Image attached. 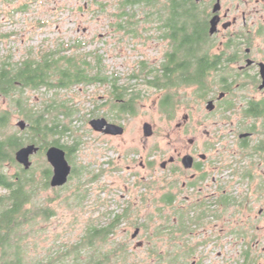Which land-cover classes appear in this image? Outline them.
Segmentation results:
<instances>
[{
  "label": "rangeland",
  "instance_id": "rangeland-1",
  "mask_svg": "<svg viewBox=\"0 0 264 264\" xmlns=\"http://www.w3.org/2000/svg\"><path fill=\"white\" fill-rule=\"evenodd\" d=\"M120 1L0 0V65L3 62L18 64L24 58H39L56 50H62V54L93 52V56L102 57L104 72L118 77L119 85L134 86L132 113L121 112L115 107L114 104L122 103L121 100L126 102L130 96L113 100L110 84H82L59 92L44 88L25 91L36 105L43 99L52 98L70 107L67 111L71 114L73 133L67 142L66 138L60 142L71 145L74 139L80 141L70 163L77 168L76 175L61 188H52L49 184L45 188L42 186L43 170L51 167L44 154L38 152L31 157L29 176L34 177L35 194L27 207L48 208L53 212L46 218L37 216L35 223L24 230L26 237L22 244L34 261L46 262L62 251L61 255L67 252V256L57 264L71 263L74 254L68 249L86 235L90 226L107 225L113 216L125 212L116 232L109 235L107 242H97L92 252L109 254L117 246L125 245L130 254L123 257L125 260L119 258L116 264H155L154 257H149L148 248L158 241L159 252L164 254L169 245L165 237L160 242L153 239L149 244L148 233L163 223L162 214H172L173 209L163 203L162 197L174 194L173 183L185 179L183 175L171 172L174 165L163 170L160 163L168 161L176 151L185 153L193 146L197 148L195 152L210 155L205 149L209 143L206 123L212 118L207 116L210 113L205 107L206 101L197 96L195 86L180 85L167 91L149 87L141 79H129L142 66L144 72L158 67L169 45L162 39L158 24L146 19V7H137L136 16L121 21L118 16L122 9ZM164 1L159 0L160 3ZM126 9L130 11L129 6ZM135 20L132 26L127 25ZM119 22L125 24L124 29L119 28ZM65 49L68 50L64 52ZM167 94L176 102L171 113L160 107V101ZM8 100L0 95V112L9 113L7 130H20L17 122L25 119L12 111ZM185 114L207 117L199 127L194 126L193 121L178 127ZM97 117L122 125L123 134L106 135L94 131L89 121ZM59 118L68 121L64 115ZM145 122L153 128L149 137L143 135ZM190 138L194 139L193 146L188 141ZM149 157L153 158L151 165ZM16 164V161L7 162L2 170L13 175ZM95 174L98 176L93 178ZM1 193H5L4 190L0 189ZM194 200L193 197L188 202L174 205L187 208ZM203 211L204 208H192L190 215L205 216ZM136 222H145L147 233L140 230L139 236L132 238L133 232L140 228ZM220 228V221L205 216L191 225L189 234L176 240L177 247L185 242L196 246L195 253L185 260V264H241L245 261L246 250L235 242L237 234L225 233L227 236L222 235L226 237L218 239ZM139 241L143 242L142 246H137ZM160 261L164 264L163 258ZM255 264H264V261Z\"/></svg>",
  "mask_w": 264,
  "mask_h": 264
},
{
  "label": "trees",
  "instance_id": "trees-1",
  "mask_svg": "<svg viewBox=\"0 0 264 264\" xmlns=\"http://www.w3.org/2000/svg\"><path fill=\"white\" fill-rule=\"evenodd\" d=\"M159 3V0H121L119 2L122 9L118 16L121 21L123 18L136 16L137 7L139 9L146 7V19L158 24L162 39H166L169 45L158 67L144 72V66H142L140 71L131 74L129 79H141L149 87L167 91L180 85L196 86V94L202 99L209 91L208 82L212 63L209 55L195 52V49H199L198 45L194 46L197 43L195 39L203 36V27L202 25L194 26V4L192 0H165L160 3L159 9ZM128 6L130 11L126 9ZM134 22L136 20L127 22V25L132 26ZM118 26L124 29L125 24L119 22ZM201 41L203 44V39ZM66 50L68 49L63 51ZM61 51L45 53L39 58H24L18 64L6 65L3 62L0 65V95L7 97L12 111L28 122V126L23 131L17 129L8 131L9 113L0 112V189L5 192L0 194V264H57L58 260L67 256V252L61 255L62 251H60L56 252L57 255L50 260L41 262L34 261L27 255L23 247L24 243L22 244L26 237L25 228L31 227L37 216L46 218L53 212L48 208L35 210L27 207L35 194L34 177L29 176L31 168L24 170L22 166L16 164L17 170L13 175L2 170L7 162L14 163V151L25 143L39 145L40 154H44L48 146L57 145L65 150L69 163H72V153L79 148L80 141L77 139H74L71 145L60 142L65 138L67 142L73 133L70 124L71 114L67 111L70 107L63 101L52 98L43 99L39 105H36L30 101L29 96L24 94L25 91L44 88L46 91L59 92L82 84H110V95L113 100H119L117 98L125 95L130 96L126 102L119 100L122 103L114 104L115 107L121 112L132 113L134 110V86L119 85L117 76L104 72L106 70L103 69L101 56H93L95 54L93 52L82 55L78 53L79 51L69 54H62ZM174 103L176 102L171 99V95L167 94L160 101V107L163 111L171 113ZM60 115H64L68 121L60 119ZM84 168L86 167H83V170ZM76 172L77 168L72 165L68 181L76 175ZM43 173L45 178L42 186L45 188L48 186L51 168L45 167ZM96 176L98 175H93V178ZM162 200L173 209V212L170 215L162 214L163 223L149 232L146 240L150 238L148 243L152 244L153 239L160 242L162 237H165L169 247L164 254H161L159 245H156L157 241L148 248L149 257H154L155 264H161V258L164 264H185L187 259L195 253L196 246L185 242L177 247L176 240L189 234L191 225L202 221L206 215L196 218L190 215L192 206L187 208L175 206L174 194L169 193L162 197ZM125 215V212L116 214L104 226H90L86 235L68 249L74 254L69 264H116L119 258L125 260L123 257L126 258L130 254L125 245L117 246L109 254L97 250L92 252L97 242H107L109 235L116 232V227ZM138 224H140V230L147 233L145 222ZM86 255L89 257L87 261H85ZM241 264H248L246 258Z\"/></svg>",
  "mask_w": 264,
  "mask_h": 264
},
{
  "label": "flooded vegetation",
  "instance_id": "flooded-vegetation-1",
  "mask_svg": "<svg viewBox=\"0 0 264 264\" xmlns=\"http://www.w3.org/2000/svg\"><path fill=\"white\" fill-rule=\"evenodd\" d=\"M192 2L194 26L203 27V36L195 39L194 46H199L195 52L209 55L212 63L209 91L202 98L206 105L211 102L206 108L212 119L206 123L205 146L210 155L195 152L190 138V151H176L160 167L174 165L171 172L185 178L173 183L174 203L194 197L193 209L204 208L206 217L221 222L218 239L237 234L235 242L246 250L247 263H260L264 261V0ZM207 116L185 114L177 126L193 121L199 127ZM186 155L192 157L189 168L182 162ZM149 159L151 165L153 158ZM137 229L135 237L140 234Z\"/></svg>",
  "mask_w": 264,
  "mask_h": 264
},
{
  "label": "water",
  "instance_id": "water-1",
  "mask_svg": "<svg viewBox=\"0 0 264 264\" xmlns=\"http://www.w3.org/2000/svg\"><path fill=\"white\" fill-rule=\"evenodd\" d=\"M210 103L211 102H208L206 105L207 109L211 108ZM89 124L94 131L106 135H121L124 132V127L122 125L109 122L104 117L92 118ZM27 125L28 123L23 119L17 122V126L22 131L26 129ZM142 129L145 137H149L153 134V128L149 122L143 123ZM39 151V145L35 143H26L15 150L14 160L21 165L24 170H28L32 166L31 157L36 155ZM44 155L51 167V175L48 180L49 186L58 188L66 185L72 171V165L66 157L65 150L57 145H50L45 149ZM182 162L186 168H189L192 165V157L186 155ZM137 233L138 229L133 232L132 237H135ZM137 245L140 246L141 242H138Z\"/></svg>",
  "mask_w": 264,
  "mask_h": 264
}]
</instances>
